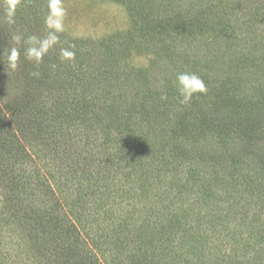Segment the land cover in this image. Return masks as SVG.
Returning a JSON list of instances; mask_svg holds the SVG:
<instances>
[{
  "label": "trees",
  "instance_id": "1",
  "mask_svg": "<svg viewBox=\"0 0 264 264\" xmlns=\"http://www.w3.org/2000/svg\"><path fill=\"white\" fill-rule=\"evenodd\" d=\"M41 1L0 0V60L16 50L28 81L20 94L0 95V264H213L218 258L224 264H264V217L260 220L257 209L248 220L246 211L264 206V153L259 161L253 153L261 126L256 115L264 112V42H259L264 35L231 37L233 24L220 8L203 6L188 16L169 11L172 0H164L165 11L163 0L156 9L151 0H117L136 19L125 34L129 42L142 46L150 32L155 34L154 69L163 70L165 87L155 90L147 69H141L142 83L124 107L123 94L108 80L118 76L114 69L117 74L100 75L101 85L82 86L70 100L64 94L74 91L71 82L42 83L51 71L43 66L39 72L27 60L32 53L27 40L35 44L36 34L50 32ZM189 2L200 6L205 0ZM152 11L162 16L153 21ZM258 13H250L256 25L262 21ZM9 17L22 28L9 32ZM241 26L245 33L254 27ZM17 31L24 33L19 49L14 48ZM212 34L221 44L211 50L201 41L203 54H198L200 38ZM190 70L205 91L185 100L177 76ZM130 104L125 116L122 108ZM224 158L231 165L230 183L220 178V170L206 172ZM243 164L249 173L237 171ZM233 176L260 190H250L249 204L237 199L224 205L247 190ZM192 200L197 212L188 206ZM234 211L247 214L245 233L230 226ZM99 221L113 237L109 249L97 240L103 235H92ZM219 222L226 226L224 238L207 245ZM11 253L20 261L9 259Z\"/></svg>",
  "mask_w": 264,
  "mask_h": 264
},
{
  "label": "rangeland",
  "instance_id": "2",
  "mask_svg": "<svg viewBox=\"0 0 264 264\" xmlns=\"http://www.w3.org/2000/svg\"><path fill=\"white\" fill-rule=\"evenodd\" d=\"M125 1L127 2L128 0ZM151 1L154 2V4H152V8L156 9V6L159 5L160 0ZM172 1V6L170 7L169 11L183 10L189 13L188 16H191L192 13H195L198 8L200 9L203 6L208 8L206 10H219L220 8L221 14H228V17L233 24L234 32L232 33L231 37H242L244 39L246 34H251L253 31H256V34L264 35V0H205V2L200 6H198L199 3L198 5H191L189 2L191 0ZM197 1L202 0H196V2ZM207 1L212 5H215L213 9L209 6H205ZM45 2L46 0L40 2L43 6H41L39 10L42 11L45 18L43 24L50 29V32L45 31L42 32L41 35L36 34V39L33 42L35 44H31L32 41L29 39L27 40L32 49V53L29 57H27L28 63L33 65V68L36 66L41 68L39 72L43 71V66L44 68H47V70L49 69V71H51V74H49L50 78H46L44 76L41 78L42 83L52 82L60 86L64 83L71 82V84L74 86V91L69 90V95H64L70 100H73V97L82 91V86H85L83 88L86 90H91V88L97 84L101 85L103 83L102 80H100V75L109 74L110 71L114 74H117L114 71V69H117V72L119 73L118 76H116L114 80H108L115 82V86H117L116 90L123 94L122 101L124 107L135 98L136 94L134 87H136L137 84L142 83V79L139 77L141 69H147V78H150L151 86L155 88V90H159L160 87H165V78L163 77L162 79L161 77V75H164V73L161 72L163 70L154 69L158 60L157 50L154 51L156 43L155 34L150 32L148 37L150 39L142 46H137V44L129 42L132 39L128 38V41L125 37L126 32L129 30L131 31L134 27H136V21H134L136 19L130 15L126 5L120 3L117 0H58V3L55 5H49L48 2L45 5ZM133 2L135 3L136 0H133ZM162 3L165 11L164 0ZM257 7L259 9H256ZM247 11H249V13L244 14ZM251 11L259 12L258 20L262 21L257 25L255 19H253L254 16L250 14ZM158 13L160 12L158 11ZM161 16L162 15L157 14L156 11L154 13L152 11L150 15L151 20L153 21L155 18L158 19ZM7 20H10V22L6 24V29H8L9 32L14 31L15 28H22L20 25L16 24L15 20L14 23L12 22V17H9ZM245 22H248L255 28L248 27V33H245L247 32L245 26L238 27L239 24ZM33 24L36 25L34 21ZM54 32H56L55 34H57V37H52ZM23 34H20L17 31V39L15 40L16 43L14 45L15 49H19L21 45L25 44H21L23 42L21 40ZM26 35L27 37H30L32 33L27 32ZM108 38H111L109 42H102ZM73 39H80L83 42L80 41L74 44L75 41ZM201 41L207 43V45L210 47L209 49L212 48L211 50L221 44V42H219L216 36L213 34L208 38L201 37L198 44L200 47H202V49H197L198 54H203L201 51L203 50L204 46L202 43H200ZM259 42H264V39L262 38L259 40ZM67 44H70V47ZM107 44H112V47L107 48ZM219 49L220 51L223 50L221 48ZM15 51L14 54H12L13 57L8 59L10 62L8 60H0V95L2 96L19 93L28 85L27 76L25 72L23 73L24 67L22 62L16 58L18 54ZM45 58L49 59V61L46 60L45 63L41 64V60H44ZM216 60H219V58ZM165 65H167V62ZM200 67V65L196 64L194 69L200 70ZM159 71L161 74H158ZM191 71L192 70H190V73L188 74H195ZM246 72L251 71L247 70ZM63 75L65 76L62 77ZM70 75L72 77L71 79L69 77ZM233 77L237 78L236 75ZM120 86H123L126 90ZM99 90L100 89H98V93H101L102 91ZM262 105L264 110V103ZM131 109L132 104H130L127 109L122 108L125 116L127 113H129V111L131 112ZM252 110H256V104L252 106ZM246 113L250 114L251 111L248 110ZM257 114V122L258 124L261 123V126H259V130H257L259 134V142H256L255 144L256 148L258 149H253V153L257 156L259 161L264 153V112L262 111ZM135 118L136 116H133V118L132 116L130 117L131 120H135ZM225 159L226 158L219 161V164L209 166L206 169V172L211 173L213 170H220V178H222L225 182L230 183L232 180H229L228 174L230 173V169L228 166L231 165H228ZM248 159L250 160V158ZM243 167L244 164L241 165V167L236 165V168L238 169L237 171L249 173L242 171L247 169ZM233 177L234 180L237 178V185L240 188L247 190L239 191L238 195L236 194L235 196H230L228 198L229 200L224 202V205H227L231 200L237 201V199L240 203L249 204L247 196L250 195V190L258 193H260V190H257L256 186H252V189L249 187V185L244 186L243 184H246V181L249 184V181L245 180L243 177ZM218 197L225 200L223 198V194L218 193ZM196 205L197 203H194L192 200L191 205L188 206L192 207L191 210H193V212H197L198 209ZM92 208H90V210H92ZM257 209L259 210L258 212L260 214V220L264 217V206L259 208L254 207L250 211L246 210L249 213L248 220L254 218L252 216L255 215V213L252 214V212H256ZM246 215H244L242 211H234L230 214V226L236 229L235 232L237 231L245 233L243 222ZM99 223L100 224L95 222V230L92 231V235L95 239L98 235H103L104 238H97V240L99 242L101 241L100 243L103 245L102 247L109 249L111 245L110 242H112L113 237L111 232H107V227L105 226L106 224H101V221H99ZM100 227L105 229H100ZM225 227L226 226L224 225V222L220 223L217 228L218 231L215 233V235L213 236V234H210V236H208L207 245H209L214 238L219 240L223 239ZM201 229H204V226H202ZM217 229L208 228V230ZM217 241L218 240L210 245H214ZM96 249L98 255H101V253L98 251V248ZM210 251L212 250L205 248V253ZM7 256L15 263L17 260L20 261L19 258L14 256V253L8 254ZM213 264H224V261L218 258L214 260Z\"/></svg>",
  "mask_w": 264,
  "mask_h": 264
},
{
  "label": "clouds",
  "instance_id": "3",
  "mask_svg": "<svg viewBox=\"0 0 264 264\" xmlns=\"http://www.w3.org/2000/svg\"><path fill=\"white\" fill-rule=\"evenodd\" d=\"M189 82L195 87L188 86ZM177 86L179 93L184 96L185 100L190 99L195 92L205 91L203 82L195 74L181 73L177 76Z\"/></svg>",
  "mask_w": 264,
  "mask_h": 264
}]
</instances>
